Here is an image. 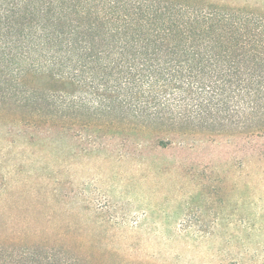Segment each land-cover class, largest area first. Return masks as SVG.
Listing matches in <instances>:
<instances>
[{
  "label": "rangeland",
  "instance_id": "rangeland-1",
  "mask_svg": "<svg viewBox=\"0 0 264 264\" xmlns=\"http://www.w3.org/2000/svg\"><path fill=\"white\" fill-rule=\"evenodd\" d=\"M188 1L247 12L264 69V0ZM49 3L0 0L2 56L38 49L54 21L32 7ZM64 15L93 60L91 85L67 86L80 109L0 65V264H264V115L217 111L178 78L195 74L185 56L93 49L91 19Z\"/></svg>",
  "mask_w": 264,
  "mask_h": 264
},
{
  "label": "trees",
  "instance_id": "trees-1",
  "mask_svg": "<svg viewBox=\"0 0 264 264\" xmlns=\"http://www.w3.org/2000/svg\"><path fill=\"white\" fill-rule=\"evenodd\" d=\"M171 1L175 4L163 7L154 5V0H136V3L50 0L49 5H41L50 6L48 10L33 6L44 15L50 14L54 21L51 23L53 31L46 30L41 36L44 41L35 43L38 49H31V52L42 50L45 53L39 56L25 50L6 56L0 54V65L5 69L12 67L19 83L32 82L34 78L30 80L29 76L44 78L42 85H30V98L52 99L51 104L61 109H80L79 100L68 99L75 98V94L67 90V86L91 85V52L85 51L84 46L76 49L73 40L64 39L56 27L64 13L79 14L83 19H91V31L95 32L91 37L93 49L100 48L95 44L101 43V48L128 54L165 50L185 56L184 64H190L195 74L178 78H184L189 84H202L207 105L222 112L242 105L255 114L264 115V69L249 66L261 58L248 41L249 14L235 9L232 13L223 7L205 4V1L200 2L201 5H193L188 0ZM235 11L239 16H235ZM232 18L236 20L231 21ZM64 40L70 44L63 50L60 46ZM0 48L2 51V45ZM88 67L84 75L83 69ZM87 101V105H91V100Z\"/></svg>",
  "mask_w": 264,
  "mask_h": 264
}]
</instances>
